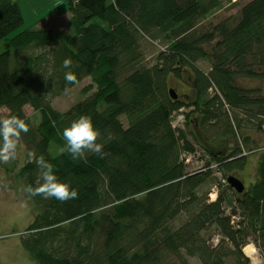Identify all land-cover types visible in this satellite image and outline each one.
Masks as SVG:
<instances>
[{
	"label": "trees",
	"instance_id": "trees-1",
	"mask_svg": "<svg viewBox=\"0 0 264 264\" xmlns=\"http://www.w3.org/2000/svg\"><path fill=\"white\" fill-rule=\"evenodd\" d=\"M68 5L66 38L37 26L8 37L26 18L18 0H0V109L29 124L21 134L25 189L39 176L28 158L34 152L78 191L64 202L27 191L36 215L21 236L24 247L37 264H193L196 257L202 264H250L243 251L249 237L264 241V138L260 146L254 136L259 129L264 136V87L238 82L264 79V0H249L217 24L205 20L223 0ZM146 37L169 43L153 64L144 62ZM201 60L208 71L197 65ZM67 71L76 83L66 82ZM185 75L194 97L183 101L171 97L170 78ZM86 77L92 82L84 99L54 107L53 99ZM27 105L39 120L26 114ZM81 115L101 133L103 157L85 152L74 160L62 152L63 129ZM199 150L205 164L191 171L186 157ZM259 150L256 180L236 191L228 174Z\"/></svg>",
	"mask_w": 264,
	"mask_h": 264
},
{
	"label": "rangeland",
	"instance_id": "rangeland-1",
	"mask_svg": "<svg viewBox=\"0 0 264 264\" xmlns=\"http://www.w3.org/2000/svg\"><path fill=\"white\" fill-rule=\"evenodd\" d=\"M20 1V5L23 8L25 15L24 25L16 31H13L8 37H12L13 34L29 27L40 28H52L55 30L58 38H66L67 34L71 33L72 26L69 14L68 0H51V6H45L38 9L32 7L30 3L25 0ZM249 0H223L224 5L209 15L205 24L220 22L229 16L236 15L240 10V7L247 3ZM55 15V17H54ZM57 15V16H56ZM45 22V23H44ZM207 26V25H206ZM169 43L163 40L161 37L157 39L144 38L142 41V51L144 52L145 63L153 64L156 61L157 53L167 47ZM6 49V40L0 41V54ZM197 65L204 71H208L210 64L206 61H198ZM92 79L89 77L84 78L80 83L70 88V90L58 98L52 100L55 108L59 110L69 109L71 105L80 102L87 95L83 88L90 84ZM245 86H260L264 87V79L258 78H245L242 77L239 82ZM170 86L176 91L178 96L183 100H187L189 97H194V89L191 84V80L188 75L184 76V79H178V77L170 78ZM26 114L36 117L39 120L40 114L35 113L32 106L27 105L25 108ZM8 113L7 108L0 109V117H6ZM35 119V118H34ZM185 118L180 119L179 126L183 127L182 122ZM183 120V121H182ZM124 125H128V122L122 117ZM262 131L259 129L255 131L254 136L260 138V146L263 145ZM192 139V138H190ZM218 144H215V147ZM195 155H192L187 163L189 170H197L202 168L205 164V160H201L202 151L199 150ZM247 153V150H245ZM261 150L250 153L248 155V161L245 166L235 170L234 173L228 174L229 176H236L244 183L245 187L249 186L256 179L258 156ZM243 152L242 155L245 156ZM26 147L24 142L19 141L16 158L7 163L0 162V264H37L31 254L22 244V235H26L27 226L32 223L33 218L36 215L35 206L32 200L29 199L27 190L25 189L24 179L20 175V167L25 162ZM207 157V156H205ZM189 156L186 157L188 159ZM215 169V168H213ZM216 176L223 180L221 172L216 171ZM224 181V180H223ZM217 187L214 186L210 192L211 200L217 197ZM230 207L227 208V212L230 213ZM236 222L240 219L239 216L234 217ZM214 238L211 241L212 244H216L219 239V235L214 234ZM253 245V246H252ZM249 246V247H248ZM248 249H252L250 253ZM244 254L250 258V264H263L264 263V241L256 239L254 236L249 237V242L243 248ZM193 264H202L199 257L191 259Z\"/></svg>",
	"mask_w": 264,
	"mask_h": 264
},
{
	"label": "clouds",
	"instance_id": "clouds-1",
	"mask_svg": "<svg viewBox=\"0 0 264 264\" xmlns=\"http://www.w3.org/2000/svg\"><path fill=\"white\" fill-rule=\"evenodd\" d=\"M72 65L71 58L63 61L64 68ZM66 82L74 84L77 76L72 71H67L64 76ZM67 91V89H66ZM29 131V124L17 115H8L0 118V162L7 163L16 158L17 148L22 133ZM63 139L66 141L62 152H67L72 159L83 158L85 152L95 153L103 157V145L98 143L101 133L94 127L91 117L81 115L71 122L70 126L63 129ZM111 134L109 139H111ZM30 162H34L39 169L36 186H28L27 191L33 196L55 198L61 202L78 198V191L66 182H61L54 172L53 165L41 154L28 153Z\"/></svg>",
	"mask_w": 264,
	"mask_h": 264
},
{
	"label": "water",
	"instance_id": "water-1",
	"mask_svg": "<svg viewBox=\"0 0 264 264\" xmlns=\"http://www.w3.org/2000/svg\"><path fill=\"white\" fill-rule=\"evenodd\" d=\"M170 95H171V97H173V98H175V99H177L178 97V94L176 93V91L173 89V88H171L170 89ZM227 180L229 181V183H230V185L234 188V189H236V191H239V192H244L245 190V185H244V183L242 182V180H240L239 178H237L236 176L234 177V176H229L228 178H227Z\"/></svg>",
	"mask_w": 264,
	"mask_h": 264
},
{
	"label": "crops",
	"instance_id": "crops-1",
	"mask_svg": "<svg viewBox=\"0 0 264 264\" xmlns=\"http://www.w3.org/2000/svg\"><path fill=\"white\" fill-rule=\"evenodd\" d=\"M25 1L30 3V5L32 7H35L38 9L44 8L45 6H51V0H25ZM19 3H20V1H19ZM54 17H55V15H54Z\"/></svg>",
	"mask_w": 264,
	"mask_h": 264
},
{
	"label": "built area",
	"instance_id": "built-area-1",
	"mask_svg": "<svg viewBox=\"0 0 264 264\" xmlns=\"http://www.w3.org/2000/svg\"><path fill=\"white\" fill-rule=\"evenodd\" d=\"M180 119H183V116H179V121H181ZM190 157H191V156H189V158L186 159V161H189Z\"/></svg>",
	"mask_w": 264,
	"mask_h": 264
},
{
	"label": "bare ground",
	"instance_id": "bare-ground-1",
	"mask_svg": "<svg viewBox=\"0 0 264 264\" xmlns=\"http://www.w3.org/2000/svg\"><path fill=\"white\" fill-rule=\"evenodd\" d=\"M253 246V245H252ZM249 247V246H248ZM252 251V249H248L247 252L250 253Z\"/></svg>",
	"mask_w": 264,
	"mask_h": 264
}]
</instances>
